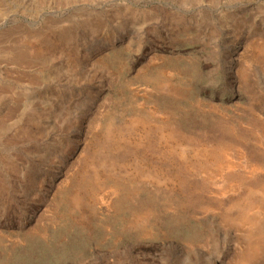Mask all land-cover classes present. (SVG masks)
Here are the masks:
<instances>
[{"label": "rangeland", "instance_id": "1", "mask_svg": "<svg viewBox=\"0 0 264 264\" xmlns=\"http://www.w3.org/2000/svg\"><path fill=\"white\" fill-rule=\"evenodd\" d=\"M0 264H264V0H0Z\"/></svg>", "mask_w": 264, "mask_h": 264}]
</instances>
